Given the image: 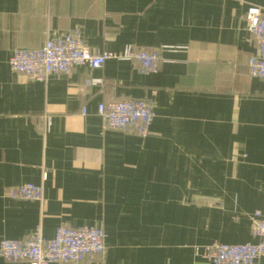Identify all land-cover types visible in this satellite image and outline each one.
<instances>
[{
  "label": "crops",
  "instance_id": "obj_1",
  "mask_svg": "<svg viewBox=\"0 0 264 264\" xmlns=\"http://www.w3.org/2000/svg\"><path fill=\"white\" fill-rule=\"evenodd\" d=\"M249 6L264 0H0V243L102 229L104 255L82 264H211L196 247L256 244L264 79L249 72ZM74 30L96 54L158 51L159 70L115 59L45 81L11 70L15 51ZM138 100L155 112L146 138L106 128L100 105ZM24 184L44 201L12 199Z\"/></svg>",
  "mask_w": 264,
  "mask_h": 264
},
{
  "label": "built area",
  "instance_id": "obj_2",
  "mask_svg": "<svg viewBox=\"0 0 264 264\" xmlns=\"http://www.w3.org/2000/svg\"><path fill=\"white\" fill-rule=\"evenodd\" d=\"M248 31L258 41V50L248 61L253 77L264 79V10L249 6L246 13ZM136 62L144 74L159 70L161 55L158 51H138L127 46L120 53H93L85 44L80 30H74L56 39H51L39 49H20L10 59L13 72L23 74L31 80L45 81L50 76L69 74L76 67L100 69L109 60ZM99 115L106 128L133 130L146 138L155 119V112L147 100L122 101L99 106ZM46 178V176H44ZM15 200L43 202L44 188L24 184L12 190ZM253 234L256 244L196 247V255L211 264H258L264 257V218L255 214ZM106 235L100 228L60 227L53 239L43 236L41 227L24 240H2L0 255L9 262L25 261L28 264H82L91 257L104 255Z\"/></svg>",
  "mask_w": 264,
  "mask_h": 264
}]
</instances>
